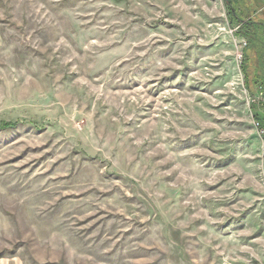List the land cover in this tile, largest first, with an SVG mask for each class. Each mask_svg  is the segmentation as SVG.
Instances as JSON below:
<instances>
[{
  "label": "rangeland",
  "instance_id": "374dc122",
  "mask_svg": "<svg viewBox=\"0 0 264 264\" xmlns=\"http://www.w3.org/2000/svg\"><path fill=\"white\" fill-rule=\"evenodd\" d=\"M246 42L225 0H0V264H264Z\"/></svg>",
  "mask_w": 264,
  "mask_h": 264
},
{
  "label": "trees",
  "instance_id": "16d2710c",
  "mask_svg": "<svg viewBox=\"0 0 264 264\" xmlns=\"http://www.w3.org/2000/svg\"><path fill=\"white\" fill-rule=\"evenodd\" d=\"M246 1L225 0V3L229 13L230 24L235 26L237 34L247 41L244 55H247L250 66L248 67L247 64V67L243 68L246 88L251 94L261 89L264 95V10L259 12L258 9L260 7L257 8L248 1L250 9L249 12H245L243 10L248 5ZM252 108L254 111L258 109L255 105ZM262 108L264 109V100ZM16 126V123H1L0 129L8 130Z\"/></svg>",
  "mask_w": 264,
  "mask_h": 264
},
{
  "label": "crops",
  "instance_id": "0c3cea01",
  "mask_svg": "<svg viewBox=\"0 0 264 264\" xmlns=\"http://www.w3.org/2000/svg\"><path fill=\"white\" fill-rule=\"evenodd\" d=\"M256 1H258L261 4V7L258 9V11L261 12V10H264V0H256ZM246 2H248V0ZM249 9H250V7H249V2H248V5H246V7L244 8L243 11H245V12L248 11L249 12ZM245 14H247V13H245Z\"/></svg>",
  "mask_w": 264,
  "mask_h": 264
},
{
  "label": "built area",
  "instance_id": "2783aa9c",
  "mask_svg": "<svg viewBox=\"0 0 264 264\" xmlns=\"http://www.w3.org/2000/svg\"><path fill=\"white\" fill-rule=\"evenodd\" d=\"M241 57H242V56H241ZM258 91H259L258 93L260 94V96H263L262 90L259 89ZM262 100H263V99H262Z\"/></svg>",
  "mask_w": 264,
  "mask_h": 264
}]
</instances>
